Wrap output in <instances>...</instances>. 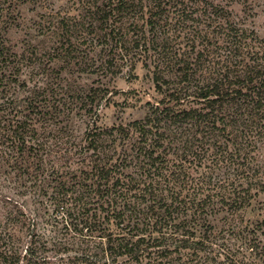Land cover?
<instances>
[{
    "label": "rangeland",
    "instance_id": "obj_1",
    "mask_svg": "<svg viewBox=\"0 0 264 264\" xmlns=\"http://www.w3.org/2000/svg\"><path fill=\"white\" fill-rule=\"evenodd\" d=\"M155 1L144 0L152 4ZM208 1L222 7L225 16L236 26L253 31L252 37L256 39H246L241 56L250 60L252 51L262 52L264 0H169L171 6L162 12L153 30L146 22V13L137 19L135 28L130 20H117L113 33L109 32V27L96 25L97 20L90 10V5H100L103 0H0V46L4 50V58H0V79H3L0 81V108L3 109L0 113L13 121L26 120L29 127L35 129L29 143L37 155L31 161L35 163L41 158L43 163L38 170L42 181L34 177L32 169L17 181L15 171L7 174L5 167L0 166V231L12 221L8 215L17 214L20 221L13 222L19 237L16 245L25 247L32 239V245L43 253L74 257L80 264L95 253H102V239L88 235L82 223L77 219L70 222L71 217L67 218L60 207L54 206L56 196L52 186L63 177L78 180L73 174L80 175L81 179L90 177L84 171L100 157L108 162L117 160V171L133 176L141 174L138 168L141 157L137 158L131 148L134 138L121 139L115 133L104 132L114 125L142 118L148 103L166 99L167 91L164 92V87L156 88L153 80L152 70L157 61L154 54L144 52L143 45L128 48L136 37L133 31H142L147 38L154 35L158 42L166 40L172 50L189 61L201 50L200 60L211 65L217 53L224 54L226 45L223 34L214 28L216 23H211L206 16L192 21H184L179 16V9L197 11ZM119 28L121 33L117 35ZM165 76L175 78L173 73ZM182 141L177 140L172 146L181 145ZM197 144L198 141L184 152L182 149L170 152V166L180 173V178L174 183L168 182L165 176H170L169 169L161 177L168 197L177 192L179 198L188 199L194 196V187H199L197 198L218 192L212 189V181L217 176L230 175L225 162L214 165L212 157L201 160L196 156L201 154ZM253 152L259 167L256 177L261 185L264 182V134ZM85 180L90 183L92 178ZM259 188L256 186L252 191ZM207 210L202 216L206 215L208 222L205 223L212 231L214 249L211 253H218L220 260L226 254L241 259L250 254L249 245L264 244V190L258 191L248 205L236 211L227 210L220 202H211ZM74 214L77 215V211ZM29 219L35 221L34 227L29 226ZM107 222L101 219L102 226ZM173 256L175 259L166 264H182L178 254ZM184 264L199 263L189 256Z\"/></svg>",
    "mask_w": 264,
    "mask_h": 264
},
{
    "label": "trees",
    "instance_id": "obj_2",
    "mask_svg": "<svg viewBox=\"0 0 264 264\" xmlns=\"http://www.w3.org/2000/svg\"><path fill=\"white\" fill-rule=\"evenodd\" d=\"M90 6L96 25L109 27V32L113 33L117 20H130L135 28L146 13V22L153 30L171 3L169 0H157L153 4L144 0H103L100 5ZM197 11L183 7L179 9V16L184 21L206 16L211 23H216L214 28L223 34L226 43L224 54L217 53L211 65L200 60L201 50L189 61L172 50L166 40L158 42L154 35L147 38L144 32L133 31L136 37L128 48L143 45L144 52L154 54L157 61L152 70L153 80L156 88L164 87V92L167 91L166 99L148 103L142 118L114 125L104 132L115 133L121 139L134 138L131 148L137 158L141 157L138 164L141 174L133 176L117 171V160L108 162L100 157L84 171L90 177L81 179L80 175L73 174L79 179L70 181L69 177H63L52 186L56 196L54 206L60 207L67 218L71 217L70 222L77 219L82 223L88 235L104 241L102 253H95L83 264H166L175 259L174 254L180 256L177 258L182 264L188 262L189 256L199 264H264V244L260 246L258 242L249 245L250 254L241 259L226 254L220 260L218 253H211L214 249L212 231L205 223L208 222L206 215L202 216L208 212L211 202H220L227 210L236 211L248 205L258 191L264 190V182L259 185L256 177L259 167L253 152L264 134V49L260 54L252 51L250 60L245 59L241 48L253 31L236 26L225 16L222 7L209 1ZM120 33L119 28L117 35ZM255 39L254 36L251 41ZM3 52L0 46L1 59ZM164 73H173L175 78L166 77ZM34 130L26 120L13 121L0 113V166L5 167L7 174L15 171L17 181L29 169L34 170V177L39 179L38 170L43 163L41 158L35 163L31 161L37 153L29 143ZM177 140L182 141L181 145L173 147L172 143ZM196 141L201 152L196 156L201 160L212 157L214 165L225 162L230 175L227 178L220 175L212 181V189L218 192L197 198L199 187H194L193 197L179 198L176 192L170 198L162 188L161 177L169 169L170 176H165L168 182L174 183L180 178V173L170 166V152L173 154L178 149L184 152ZM86 178L92 181L85 183ZM256 186L259 190L252 191ZM8 216L12 221L0 231V264H80L74 257L43 253L32 245V239L25 247L16 245L19 237L13 222L20 219L17 214ZM101 219H107L114 227L108 222L102 226ZM29 220V226L34 227L35 221ZM120 257L126 259L120 260Z\"/></svg>",
    "mask_w": 264,
    "mask_h": 264
}]
</instances>
